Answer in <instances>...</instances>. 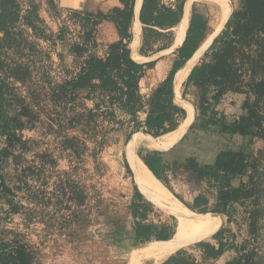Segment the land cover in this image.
<instances>
[{
    "label": "rangeland",
    "instance_id": "rangeland-1",
    "mask_svg": "<svg viewBox=\"0 0 264 264\" xmlns=\"http://www.w3.org/2000/svg\"><path fill=\"white\" fill-rule=\"evenodd\" d=\"M13 1L18 16L16 30H21L40 54L20 57L4 49L6 55H0V64L13 65L14 59L28 63L40 93L32 96L33 123L24 119L26 125L16 129L19 141L11 155L4 158L0 153V175L8 186L0 188V264H143L141 253L156 242L135 238L134 180L126 158L127 148L135 144L128 147L129 142L139 129L125 113H100L104 108L95 106L98 97L75 104L82 115L71 125L53 112L47 89L40 82L46 76L54 87L79 70L77 62L87 53L75 44L83 32L72 15L80 11L63 8L56 0ZM221 2L227 9L226 24L240 3ZM224 22L218 33L226 30ZM61 31L63 41L57 38ZM227 39L229 36L214 45L216 52ZM212 55L206 57L207 63L215 62ZM234 55L233 86L213 101L220 86L210 82L206 94L209 108L200 109L199 114L220 127L242 122V117L252 118L247 135H225L231 152L241 160L242 170L231 188L238 190L239 206L233 210L226 238L236 247L239 264H264V28L253 29ZM1 84L12 88L25 103L31 102L27 89L6 70H0ZM199 91L190 84L184 100L196 103ZM142 97L145 107L137 114L141 122L147 115L151 92ZM215 135L220 136L212 132L205 140L221 147L222 140ZM20 141L26 143L25 150ZM6 144V138H0V151ZM156 209L159 222L174 227L173 237L177 220ZM207 223L213 224L210 228L221 224L213 216L204 218L195 237L179 249L188 250L198 261L201 254L195 245L203 240L195 239L204 235L201 228Z\"/></svg>",
    "mask_w": 264,
    "mask_h": 264
},
{
    "label": "trees",
    "instance_id": "trees-1",
    "mask_svg": "<svg viewBox=\"0 0 264 264\" xmlns=\"http://www.w3.org/2000/svg\"><path fill=\"white\" fill-rule=\"evenodd\" d=\"M119 3L120 6L112 7L110 10L98 9L96 12L88 13L74 12L72 17L79 20L83 32L81 40L75 44L78 49H83L87 55L83 61L78 59L77 67H79V70L72 78L53 87V82L44 76V80L40 82V85L47 89L50 107L54 113H57L63 119L64 123L67 122L71 125L80 119L82 114L77 111L75 104L83 99L93 100L98 97L99 103H96L95 106L98 109L104 108L100 113L108 115H113L116 112L125 113L132 117L136 124L135 128L139 131L143 129L145 133L158 137L174 130L178 126L179 117L184 114L183 110L173 103L175 71L151 94L147 104V115L144 121L141 122L137 118V114L144 109L145 103L141 94L140 76H143L145 70L155 63L141 65L132 59L133 36L130 27L134 16V4L133 0H120ZM239 3L240 6L235 9L226 24V30L214 41L209 51L205 53V58L200 60L189 76L187 88L192 83L200 88L197 102L194 103L198 110L209 108L210 103L206 94L210 82L220 86L213 101L231 89L233 86L232 75L235 52L253 29L259 27L263 30L264 28V0H239ZM180 14V11L159 7L157 0H145L139 17L140 22L144 25V45L141 50L143 54L153 39L171 38V33L164 34L158 29L168 30L176 26L180 21ZM17 21L18 16L14 11V1L0 0V32L3 33V37L0 38V55L5 54L3 51L7 49L14 55L20 54V57H37L40 51L26 40L21 30H16L14 24ZM104 21H110L116 25L120 39L105 48L104 57H98L91 55L90 52L98 46L95 39L97 28ZM193 35L195 36V43L192 45L190 55L182 63L175 65V70L180 68L194 54L195 46L201 36L196 33H193ZM228 36L229 39L224 42L223 49L216 52L214 45L220 42L223 37ZM57 38L59 41L64 40L62 31ZM26 51L28 53H25ZM209 55L215 57L214 63H207L206 57ZM14 61L16 62H13V65L0 64V70H6L11 79L27 89L31 102L29 104L25 103V100L18 97L12 88L5 84L0 85V138H6L7 143L6 148L0 151L4 158L11 155L12 149L19 141L17 140L16 129L23 128L26 125L24 119L27 118L28 121L26 122L28 124L29 122L33 123L32 106L34 100L32 96H39L40 93V86L33 79L30 65L17 61V59H14ZM219 78L220 81H217ZM241 120L242 122L220 127L200 115L190 128V132L194 133L199 130L207 133L216 132L220 135H247L252 118L242 117ZM20 146L21 149L25 150L27 145L20 141ZM186 168L190 171H198L199 178L213 182L225 181L229 176H237L242 172L241 160L239 156L232 152L219 153L215 165L207 171L200 170L193 160L187 163ZM0 181H2L0 188L7 189L8 186L3 175H0ZM231 188L223 192L222 203L224 205L238 202V190ZM132 206L134 217L139 208L134 197ZM142 206L144 205L142 204ZM145 216L146 214L143 213V218ZM134 223L133 231L135 230L134 235L137 241L148 242L153 238L146 226L135 223L134 227ZM212 225L211 223L203 225L201 234L207 231L202 237L195 239V242L203 240L195 245L200 250L201 261L195 259L188 250L181 249L169 256L162 264H214L224 252L228 231L226 228L221 227L215 235L207 239L211 233L218 229L210 228ZM172 235L171 233L164 235V237L156 236L155 239L160 242L172 238ZM231 246L236 249L232 242ZM144 253H148V251ZM233 264H239V256L233 261Z\"/></svg>",
    "mask_w": 264,
    "mask_h": 264
},
{
    "label": "crops",
    "instance_id": "crops-1",
    "mask_svg": "<svg viewBox=\"0 0 264 264\" xmlns=\"http://www.w3.org/2000/svg\"><path fill=\"white\" fill-rule=\"evenodd\" d=\"M56 1L57 4L63 8L75 9L85 13L96 12L98 9L110 10L112 7L120 6V0ZM133 4L134 16L130 27V32L133 36L131 57L136 63L141 65L155 63L153 66H149L145 70V74L143 76H140L141 94L144 95L147 91L152 94L168 79L170 74L175 71L173 80V103L175 106L183 110L184 114L182 117H179L178 126L174 130L161 136L154 137L145 133L143 129H141L139 133L130 140L128 147L132 142H135V144L132 145L129 150L127 148L126 158L128 160L130 150L135 146L137 149L136 155L139 160L180 204L188 208L201 220L209 216H213L217 221H220V227L211 233V235L207 238L210 239L219 231L221 227L227 229L229 225H232L234 220L233 210H236L239 203L232 202L224 205L222 203V195L225 190L235 185L234 182L238 180V177L229 176L225 181L213 182L199 178L198 171H190L186 168L187 163L190 160H193L195 165H197L200 170L207 171V169H211L215 165L219 153L231 152L232 149L229 147V143L225 135H215V137L222 140L221 147H218L216 142L205 140L206 134L209 135L210 133L199 130L194 133L190 132V128L196 122L197 117L200 116V111L193 106V102L191 104V102L189 103V101L187 102L184 99L186 97L185 93L188 89L187 83L191 72L200 60L205 58V53L209 51L214 41L222 33L223 29L217 34L213 42L207 48V51L199 57L198 62L188 75L179 92V89L176 87L177 77L180 71L195 56L197 50L207 35V32L215 22V9L204 0H157V5L161 8L164 7L174 11H180V21L171 29H158V31L164 34L171 33V38L165 37L158 40L153 39L150 46L146 48V52L143 54L141 50L144 45V25L140 22L139 17L142 7L145 4V0H133ZM226 4L229 8L230 3L226 2ZM188 12L191 14L190 22L182 41L177 43V28ZM226 24L224 22V27ZM193 33L201 36V39L195 46V52L187 62L175 70V65L182 63V61L190 55L192 45L195 43V36ZM95 39L98 46L95 50H92L90 54L98 57H104L105 51L103 50H105L108 45L119 41L120 35L114 23L104 21L98 26ZM186 102L189 103L194 110V120L193 110L189 104H186ZM189 113H191V118L186 129L162 144L153 145L154 142L159 139L177 132L185 121H189ZM169 142L172 143L164 146ZM128 164L134 180L133 197L135 202L139 205V208L137 209L138 211L133 217L134 221L135 223H141L146 226L150 234L153 235V238H151L150 241L156 242L154 245H151L141 253V259L145 262L168 242V240L158 242L155 237H164L166 234L174 233V227H172L169 222H159L161 217L157 216L159 210L156 208L164 210V213L168 215L169 219L173 220L176 218L167 211L158 199L148 194L147 191L137 183L134 177V170L131 168L129 161ZM142 204L144 206H142ZM143 213L146 214L145 218H143ZM225 241L227 244L224 252L214 262V264H233V261L237 258L236 251L231 246V240L226 238ZM146 251H148V253H144Z\"/></svg>",
    "mask_w": 264,
    "mask_h": 264
},
{
    "label": "bare ground",
    "instance_id": "bare-ground-1",
    "mask_svg": "<svg viewBox=\"0 0 264 264\" xmlns=\"http://www.w3.org/2000/svg\"><path fill=\"white\" fill-rule=\"evenodd\" d=\"M216 11V20L210 27L207 35L201 43L195 56L187 63V65L180 71L176 87L177 89L182 88L183 83L186 81L188 75L196 65L199 57L207 51V48L213 42L216 37L222 23L224 22L227 14V9L223 7L221 0H204ZM191 14L188 12L184 17L183 21L177 28L176 41L180 43L185 35L186 29L190 22ZM71 53V52H70ZM191 113H189V121H185L182 127L175 133L170 134L167 137L159 139L154 142L153 145H159L177 134L181 133L189 125ZM154 141V140H153ZM136 147H132L128 155V161L131 168L134 170V177L137 183L142 186L148 194L155 197L160 203L167 209L169 213L175 216L177 220V232L175 235L157 250L154 255L149 257L143 264H162L169 256L177 252L181 247L188 243L195 237L201 227V219L180 204L176 198H174L170 192L162 186V184L152 175V173L144 166L136 155Z\"/></svg>",
    "mask_w": 264,
    "mask_h": 264
}]
</instances>
